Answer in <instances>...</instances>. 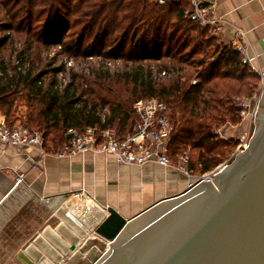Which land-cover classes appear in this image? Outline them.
Listing matches in <instances>:
<instances>
[{"label": "trees", "instance_id": "16d2710c", "mask_svg": "<svg viewBox=\"0 0 264 264\" xmlns=\"http://www.w3.org/2000/svg\"><path fill=\"white\" fill-rule=\"evenodd\" d=\"M187 6L186 0H0V113L8 124L41 132L45 148L58 150L70 129L124 137L138 120L137 102L158 98L173 110L170 158L189 145L190 173L214 170L239 146L218 129L242 121L240 102L253 99L262 80L233 44L185 18ZM17 35L26 37L27 51L17 53ZM55 46L57 54L43 58ZM10 47L11 59L4 55ZM60 56L88 64L69 67ZM111 61L122 67L112 71Z\"/></svg>", "mask_w": 264, "mask_h": 264}, {"label": "crops", "instance_id": "0c3cea01", "mask_svg": "<svg viewBox=\"0 0 264 264\" xmlns=\"http://www.w3.org/2000/svg\"><path fill=\"white\" fill-rule=\"evenodd\" d=\"M205 2L211 7V15L222 22L223 41L245 44L243 59L264 80V0ZM239 32L244 36L240 37ZM0 117L5 118L2 113ZM61 148L54 150L50 145L46 148L48 154L42 156L38 148L21 149L0 143V254L19 224L31 225L11 250V264H55L52 258L61 254L72 255V264H80L81 255L99 251L93 243L81 244L78 233L60 221L63 203L72 193L85 190L93 197L98 206L95 211L102 220L107 216L103 207H113L133 220L154 204L184 193L196 181V176L187 175L174 163L125 164L102 153L60 157L56 154ZM18 172L24 175L20 185ZM18 191L24 200L20 201L19 195L17 204L10 206ZM32 199L46 210L38 224L27 221L31 208L25 200ZM39 230H45L47 236L38 235Z\"/></svg>", "mask_w": 264, "mask_h": 264}, {"label": "water", "instance_id": "95a60500", "mask_svg": "<svg viewBox=\"0 0 264 264\" xmlns=\"http://www.w3.org/2000/svg\"><path fill=\"white\" fill-rule=\"evenodd\" d=\"M255 122L250 145L215 176L217 186L193 183L133 220L107 207L96 233L109 246L95 264H264V94ZM30 228L19 224L4 247Z\"/></svg>", "mask_w": 264, "mask_h": 264}, {"label": "built area", "instance_id": "2783aa9c", "mask_svg": "<svg viewBox=\"0 0 264 264\" xmlns=\"http://www.w3.org/2000/svg\"><path fill=\"white\" fill-rule=\"evenodd\" d=\"M175 1L177 0H151V2H156L160 5ZM186 1L188 6L184 10V17L200 26L210 27L213 34L220 36L222 22L211 15V7L205 0ZM238 34L240 37L244 36L242 32ZM233 45L240 51L244 50L245 44ZM243 60L248 63L245 58ZM195 84L196 81L194 80L192 85ZM240 106L242 107L241 114H247L248 103L243 100L240 102ZM135 110L138 114V120L132 131L124 137L117 136L113 130H106L102 132L101 136H98L92 128L83 133L70 129L67 142L56 155L73 157L85 153H102L112 155L118 162L125 164L144 165L154 162L162 166H169L171 163L169 145L175 129L173 110L166 102L158 98H147L138 101L135 105ZM0 143L21 149L38 148L42 156L48 154L45 148L44 136L41 132L30 130L20 123L8 124L6 119L1 117ZM176 156V166L187 175H191L192 173H190L188 168L191 158L190 151L182 150ZM224 169H217L213 176H196L195 183L203 181L213 182L215 176ZM17 176V185H20L23 182L24 175L18 172ZM89 200L93 201L95 205L97 204L93 197L85 190H81L72 193L62 206L61 222L78 233L81 244L89 243L99 238L96 228L101 223L102 218L93 208L87 205ZM102 210L107 214V207H103ZM90 211H93V213ZM73 214L84 223L90 224L92 228L90 230L83 228Z\"/></svg>", "mask_w": 264, "mask_h": 264}, {"label": "rangeland", "instance_id": "374dc122", "mask_svg": "<svg viewBox=\"0 0 264 264\" xmlns=\"http://www.w3.org/2000/svg\"><path fill=\"white\" fill-rule=\"evenodd\" d=\"M211 34L213 36H216L218 38L219 42L228 43L227 41H223V39L220 36H217V35L213 34L212 32H211ZM64 37H65V35H62L60 37L61 40H63ZM19 41H21V42H19ZM24 41H26L25 36H18L17 35V42H18L17 53H20L21 51H23V52L27 51V47L25 45H23ZM58 46H60V45L58 44ZM35 47H36V49L34 51L37 53V51L39 49H38V46H35ZM59 48L57 46H55L54 48H51L49 54H48V51L44 52L43 58H45L46 56H49V55H50L49 58L53 57L54 54H57V52L59 51ZM97 50H100V49L98 48ZM14 51H15L14 47H10L9 49H5L4 55H6L7 58L11 59L13 57V55L15 54ZM91 59H93V58H91ZM59 61H60V63H62V61H63L65 63H67L69 67H76L77 69H81L83 67H86L88 64V63H85V61H81V60L76 61V60H74V58H66V57H62V56H60ZM97 61H99V59L95 58V59H93L92 62L96 63ZM109 66L112 68V71H114V70H117L119 67H122V62L121 61H118V62L117 61H115V62L111 61L109 63ZM261 80L262 81H261L260 88H259L258 92L256 93V95L254 96V98L250 99V100L249 99H243L248 103V109H247V114H245V115L241 114L242 121L238 124L227 123L226 125H224L218 129V133H219L221 138H223V139L233 138L234 140H237L239 142V146H237L235 148L231 157L222 161L221 164L217 168H215L214 170L207 172L205 174L196 172L195 174H193L194 176H197V177L202 176V175L213 176L217 169H220V168L223 169V168H226L228 165H231L236 160V157L238 154L246 151L247 147L250 145V141H251L252 137L254 136V133L256 130V122H255L256 121V114L258 112V108H259L261 98L264 94V80L262 77H261ZM117 86L122 88V84H119ZM22 108H23V106L20 107V109H22ZM241 132H242V135L240 134ZM182 150H189L190 155H191L192 148L189 145L183 146V148H181L180 151H182ZM176 158H177V156H175V158H172L171 163H174L175 165H177ZM60 217H62V213L60 214ZM39 229H42V228L39 227ZM62 229L65 230V227H62ZM38 233H41L38 235H40L42 237L47 236V233L45 232V230H39ZM34 237L35 236H33V238ZM90 243H93L96 247H98L99 251H95L96 253L92 252V253H88L86 255H81V259H79V260H81L80 264H95L96 261L106 252V249L109 246L108 242L106 240L102 239L101 237H99L98 239H96L94 241H90L89 243H85V244H90ZM65 254H68V252H65ZM73 259H74V257L70 254H68L67 256H62V254H61V256H56L55 258H52V260H54L55 264H58V263L59 264H72ZM0 262L2 264L4 263L1 259H0Z\"/></svg>", "mask_w": 264, "mask_h": 264}, {"label": "bare ground", "instance_id": "6f19581e", "mask_svg": "<svg viewBox=\"0 0 264 264\" xmlns=\"http://www.w3.org/2000/svg\"><path fill=\"white\" fill-rule=\"evenodd\" d=\"M212 184L214 185V186H217V184L215 183V181H213L212 182ZM19 195H21V199H20V201H22V200H24V196L18 191V192H16V194H15V196H14V198L12 199V200H10L11 202L9 203V205L11 206V205H13L14 206V204H17V201L19 200ZM25 202L26 203H28L29 204V207L31 208L30 210V212L28 213V214H26V216H27V221H29V222H33V223H40L41 222V219L43 218V215H44V212H46V210L44 209V207H40V206H38V205H36V202L32 199V201L31 202H27L26 200H25ZM87 205L90 207V208H93V210H95L96 208H98V206H97V204L95 205V203L93 202V201H90L89 200V202L87 203ZM78 208V207H77ZM77 208H75V209H77ZM75 209H73V210H75ZM90 212H92L93 213V211H90ZM73 216H74V218L77 220V221H79L80 222V224H81V226L83 227V228H86V229H88V230H90L92 227H91V225L90 224H86V223H84L83 221H81V220H79V218H77L74 214H73ZM35 218V219H34ZM72 224V223H71ZM22 232V233H21ZM20 233H21V235H20V238H18L17 239V241L16 242H14L8 249H5L4 247L2 248V254H4V256L5 257H7L9 260H11V262H13L12 261V257L10 256V252H11V250L13 249V247L15 246V244L16 243H19L20 241H22V237H23V235L26 233L25 232V230L24 231H21ZM19 233V234H20ZM18 234V235H19ZM109 244V243H108ZM2 254H0V255H2ZM0 264H2L1 262H0ZM4 264V263H3ZM14 264V263H13ZM17 264V263H16Z\"/></svg>", "mask_w": 264, "mask_h": 264}]
</instances>
